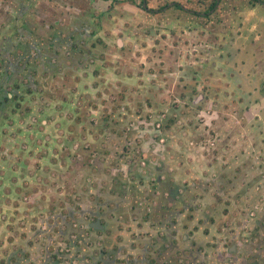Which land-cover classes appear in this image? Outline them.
I'll return each instance as SVG.
<instances>
[{
  "label": "crops",
  "instance_id": "1",
  "mask_svg": "<svg viewBox=\"0 0 264 264\" xmlns=\"http://www.w3.org/2000/svg\"><path fill=\"white\" fill-rule=\"evenodd\" d=\"M41 1L50 8L49 12L44 9L43 17L48 21L55 18L56 25L52 22L48 27L52 30L57 26V32L64 37L47 35L49 39L38 44L30 41L29 33L35 26L22 29L18 25L23 11L27 12L24 17L32 19L35 1L0 0V209L3 212L18 205L20 194L25 191H41L38 199L35 197L37 203L33 208L29 202L25 203L29 210L27 216L32 218L31 222L36 217L37 222L47 223L50 232L56 230L57 236L49 234L45 224L38 230L40 239L32 246L29 258L14 252L13 257H7L10 264H15L14 258L18 264L19 261L26 264L24 260L40 253L46 238L51 243L53 238H65L72 223L79 221L88 223L95 236L88 237L91 231H86L79 244L78 241L75 244L79 251L92 255L100 264H179L178 259L183 264H264L252 244L259 239L252 236L253 242L248 241V234H253L256 228L264 236V175H258L260 171L254 167L248 171L238 167L228 172L223 164L200 175L187 169L175 172L170 166L166 178L157 176L154 169L125 168L130 158L125 148L142 147L140 142H145V136L136 129L142 130L144 126L140 123L132 127V115L129 118L116 115L113 107L108 108L100 99H94V91L83 89L89 82L99 85V77L94 73L97 71L100 75L102 65L97 60L102 49L97 44V33L104 27H100L92 10L88 13L91 24H82L76 12L67 11L68 1ZM4 4L12 8L5 11L6 18L1 9ZM106 8L110 14L114 12L113 7ZM70 12L74 24L67 23ZM31 22L35 25V18ZM130 27L125 32L132 31ZM132 40L128 41L129 47L136 48ZM52 47L57 53L48 49ZM131 58L122 66L129 74L123 75L124 83L117 85L125 92L131 90L133 71L129 72V67L137 61L134 56ZM50 64L57 66V72L48 71ZM68 68L77 72L64 74ZM112 69L100 76L104 85L117 79L115 76L109 79L107 75H120V69ZM72 77L75 87L68 83ZM127 98L130 100V96ZM82 103L88 107L83 114L78 108ZM127 106L133 108L129 102ZM151 109L156 113L159 108L152 104ZM84 122L96 123L93 124L96 128L83 131ZM175 123L178 129L181 123ZM131 129L133 135H130ZM105 131L107 136L102 134ZM252 140V153L259 163L264 143L260 139L256 145L258 137L253 136ZM76 143L82 147L75 151ZM78 152L91 161L76 165L74 170L90 179L74 185L67 171ZM257 176L259 182H256ZM181 181L185 183L182 190ZM253 184L260 187L252 192L250 199L240 197L243 189L253 188ZM71 191L79 193L74 202L70 195L63 200L61 193ZM257 200L263 203L261 210L259 207L256 210ZM253 211L255 214L251 215ZM4 217L6 214L0 212V222ZM5 255L0 252V264Z\"/></svg>",
  "mask_w": 264,
  "mask_h": 264
},
{
  "label": "rangeland",
  "instance_id": "2",
  "mask_svg": "<svg viewBox=\"0 0 264 264\" xmlns=\"http://www.w3.org/2000/svg\"><path fill=\"white\" fill-rule=\"evenodd\" d=\"M33 1H35V9L33 12L31 11V20L35 18V25L31 20L24 17L27 15L26 11L22 12L18 24L22 29L28 26L34 28L35 26L32 32H28L31 35L30 41L41 44L44 40L53 38L56 34L62 35L57 32V26L52 30L48 27V25H52L50 24L52 22L56 25L55 18L48 21L47 17H43L45 14L44 9L49 12L50 8L45 7L44 2L41 0ZM110 1L66 0L69 4L66 9L67 11L76 12L82 24H91L88 13L92 10L100 27L102 25L104 29H109H103L99 34L97 33V36H99L97 44L102 47L97 60L102 65H100V75L97 71H92L99 77V85L89 82L84 85L83 89L94 91L96 94L94 99H100L101 103L108 108L113 107L116 115H127L128 118L132 115L130 118L132 127H137L140 123L144 126V130L136 129V131H140L142 136H145V142L143 144L140 142L142 147L130 146L125 148V153H130L129 164L125 165V168L138 167L142 168L143 171L154 169L157 176L160 175V177L166 178L169 175L167 170L170 169V166L175 168V172L176 170L183 172L187 169V172L191 171L193 173L195 171L200 175L206 169L216 170L219 165L223 164L227 166L228 172L238 170V167L244 171L254 167L257 171H260L258 175L262 177L264 175V154H260L258 163L252 153V143L254 142L252 137H258L256 145L260 142V139L264 143V123L259 120L251 121L250 112L253 111L257 114L258 111L257 113L255 109L250 111L248 104L243 102L251 96V93L241 88L239 94L235 89V94H233V91L230 90L232 81H227L229 89L223 88V79L226 80L233 76L230 75V67L236 70V66H238L240 69L244 68L249 71L250 67L255 64L249 58L238 59V65L236 62L234 64L228 62L221 53L222 40L214 34L215 32L218 33L220 28L211 27L209 23L211 20L214 23L216 18L217 21L224 22L220 26L231 27L240 13L234 8L238 6L239 10L242 9L237 3L244 0L223 1L220 9L210 17L211 20L196 15L190 9L203 11L213 0H148L150 7L157 8L172 1L181 3V5L174 6L170 3V7L165 6V12L158 14L144 11L141 8L142 0H133L132 3L126 2L127 4ZM53 2L54 0H50V3ZM4 3L6 2L4 1ZM107 6L113 7L114 12L110 14L109 9L106 8ZM1 9L3 10L2 15L4 14L6 18L8 14L5 11L12 8L10 4H4ZM102 11L104 15L101 14ZM38 16L41 18L40 21H38ZM71 16L72 13L70 12L68 24H74ZM127 27H130L132 31L125 32ZM110 34H112L111 37ZM47 35L49 38H47ZM132 38H134L132 43L137 45L136 48L129 47L128 41ZM48 49L53 52L56 51L53 47ZM131 56H134L137 61H135V65L129 67V72L132 73L133 71L130 74L133 75L131 76V84L128 82L131 90L125 92L121 89V86L118 89L117 85L124 83L122 81L123 75L126 77L129 74L124 72L122 66L126 60L130 61ZM47 57L52 61L50 55ZM203 60H206V62L202 63ZM56 68L57 66L50 64L48 71L55 73L57 72L55 71ZM112 68L115 70L120 69V75H107L109 79H113L114 76L117 79L107 83L109 86L104 85L105 81L100 76L102 73L113 71ZM147 68H149V71H147ZM74 72H77L76 69L72 71L71 68H68L64 74L74 75ZM139 75H143V77L139 78ZM69 80L68 83L74 86V78L72 77ZM114 85L116 89L112 88ZM99 94L100 96H98ZM128 96H130V100L127 98ZM127 102L131 103L133 108L127 106ZM152 104L159 108L156 113H153L151 109ZM122 107L124 108L122 109ZM78 108L81 114L88 110V107L83 103ZM21 109L25 110L22 107ZM259 116H263V114L259 112ZM175 121L181 123L178 129ZM84 123H86L84 128H81L83 131L88 130L89 132L94 127L96 128L94 126L96 123ZM107 131L102 133L103 136L108 135ZM130 135H133L132 129ZM169 137H172L174 142H171ZM79 143L74 144L75 151L81 149L82 144ZM253 157L255 159H252ZM90 161L91 159L89 160L85 154L82 155L79 152L77 157L71 159L67 172H70L68 174L72 177L74 185L85 179L87 180V175L82 174L81 171L75 172V166L82 163L86 165ZM258 177H256V182H259ZM89 179L88 177V182ZM36 182L35 179L34 183ZM182 185L179 187L181 190L185 189V183ZM257 187L260 186L254 185L253 188L247 186L240 193V197H245V199L249 197L250 199L252 192ZM250 188H252L251 191H249ZM39 192L41 191L36 193L25 191L20 194L21 201L18 205L3 209L6 217L0 222V226L3 227L0 231V252L3 251L6 255L2 264H10L7 257L8 255L13 257L14 252L24 254L29 258L32 254V246L40 239L38 230H41L45 224L49 234H55L56 230L50 232L47 223L37 222L36 217H33L34 221L31 222L32 218L27 216L29 210L25 203L29 202L33 208L34 204L37 203L35 197L38 199ZM68 195L72 197L73 201L74 197L79 196V193L77 191L61 193L63 200ZM233 198L236 202L235 195ZM8 201L12 202L11 198L8 197ZM100 201L101 204L104 203L102 199ZM66 202H70V200L66 199ZM246 202L248 203L249 200ZM250 202L252 203V201ZM256 202V210L258 207V210H261L262 206L260 205H263V203L258 200ZM0 212L3 214L1 209ZM254 214L253 211L251 215ZM89 219L91 220V217ZM64 226L71 227L69 224ZM72 226L65 238H53L52 243L49 239L47 241L46 238L42 243L40 253L35 254L32 259L24 260L25 263L100 264V261L93 259L92 255H86L85 251H79L75 244V241H78L79 244V239L83 233L85 234L86 231L93 230V228L84 221L74 222ZM253 231L254 234L257 233L256 229ZM89 233H87L88 237L93 238L95 236L94 231ZM248 236L250 242H253V237L259 239L258 243L252 244L255 252L259 253L260 257L257 258L264 263V236L253 235L252 232ZM2 242L3 244H1ZM12 261L18 264L15 258ZM177 262L180 264L183 261L181 262L178 259Z\"/></svg>",
  "mask_w": 264,
  "mask_h": 264
},
{
  "label": "flooded vegetation",
  "instance_id": "3",
  "mask_svg": "<svg viewBox=\"0 0 264 264\" xmlns=\"http://www.w3.org/2000/svg\"><path fill=\"white\" fill-rule=\"evenodd\" d=\"M225 0H213L207 8L203 11L191 10L193 13L199 16H203L204 18L211 20L210 17L213 16L214 13L220 9L222 2ZM114 2V1H113ZM132 3L133 0H118L117 3ZM230 2V0H228ZM146 3V6H144ZM170 3L172 6L181 5L179 2H169L160 7H150L148 0H142L141 8L144 11L154 12L156 14L165 12V6L170 7ZM241 6L242 9H238V6L234 8L239 13V17L235 19L234 25L231 27L220 26L223 25V21H217L218 19L211 20L210 26L216 27L218 33H214L215 36H219L222 40L223 47L221 48V53L225 56L228 62L231 64L238 65V59H246L249 58L251 62L255 65L251 66L249 71L247 69H240V67L236 66V70L230 67V75H233L226 80L223 79V88L229 89L230 87L227 84V81H232V90L233 94L235 91L239 94V90L241 88L244 91H249L248 93L250 97L246 98L244 103L248 104L250 111L252 109L256 110L255 114L253 111L251 114V121L259 120L264 123V0H244L240 3H237ZM231 13V10L229 9ZM233 60H235L233 62ZM206 60H203L202 63H205ZM235 86V87H234ZM235 89V91H234ZM245 94V92H243ZM244 108V107H243ZM259 112L263 114V116H259ZM258 115V116H257Z\"/></svg>",
  "mask_w": 264,
  "mask_h": 264
},
{
  "label": "trees",
  "instance_id": "4",
  "mask_svg": "<svg viewBox=\"0 0 264 264\" xmlns=\"http://www.w3.org/2000/svg\"><path fill=\"white\" fill-rule=\"evenodd\" d=\"M114 2H117L118 0H113ZM179 5V4H178ZM256 230L258 231L259 230V228H256ZM257 234V236H259V234L258 233H256L255 232V234L253 233V235H256ZM263 241H264V238H263ZM262 242V241H261ZM263 243V242H262ZM57 256V255H56ZM204 256H206V254H204ZM185 264V263H184ZM189 264V263H188ZM256 264H258V263H256Z\"/></svg>",
  "mask_w": 264,
  "mask_h": 264
},
{
  "label": "water",
  "instance_id": "5",
  "mask_svg": "<svg viewBox=\"0 0 264 264\" xmlns=\"http://www.w3.org/2000/svg\"><path fill=\"white\" fill-rule=\"evenodd\" d=\"M144 6H146V3H144Z\"/></svg>",
  "mask_w": 264,
  "mask_h": 264
}]
</instances>
